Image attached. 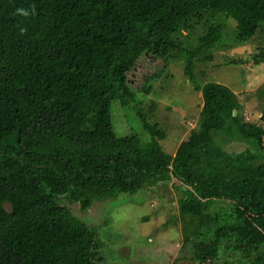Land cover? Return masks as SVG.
I'll use <instances>...</instances> for the list:
<instances>
[{
    "label": "trees",
    "instance_id": "trees-1",
    "mask_svg": "<svg viewBox=\"0 0 264 264\" xmlns=\"http://www.w3.org/2000/svg\"><path fill=\"white\" fill-rule=\"evenodd\" d=\"M203 13L209 19L192 44L191 20ZM228 18L236 39L254 40L264 31V0H0V264H113L68 204L86 210L122 194L147 196L171 179L179 215L196 225L190 235L202 231L191 243L192 264H264V111L244 119L228 86L194 75L195 65L212 60ZM250 46L228 63L262 62L264 46ZM172 51L184 55L183 73L202 97L198 128L173 155L151 120L155 101L142 111L136 99L148 95ZM139 58L161 68L133 91ZM114 109L148 140L117 132ZM226 128L248 146L228 153L213 145ZM222 201L226 211L211 208Z\"/></svg>",
    "mask_w": 264,
    "mask_h": 264
},
{
    "label": "rangeland",
    "instance_id": "rangeland-1",
    "mask_svg": "<svg viewBox=\"0 0 264 264\" xmlns=\"http://www.w3.org/2000/svg\"><path fill=\"white\" fill-rule=\"evenodd\" d=\"M208 19L209 14L203 13L199 14L198 19L191 20L195 30L190 35L189 42H195V36ZM219 20H223L222 17ZM224 22L223 39L212 50V60L195 65L194 75L200 84L215 81L228 86L237 97L240 108L237 112L244 119L255 122L264 111V60L257 64H252L251 61L248 64L228 61L234 59L233 55L244 56V53L251 50L252 44L264 46V31L259 29L254 40L241 41L236 39L234 20L228 18ZM181 33L186 34L184 30ZM180 47H186V44ZM166 58L168 67L162 74L151 79L148 95L137 94L136 99L142 103L138 104L142 111L148 105L145 102L148 98L155 101V112L150 117L165 132V138L159 142L162 150L173 155L178 143L186 140L190 131L198 128L202 97L183 73L184 55L175 56L172 51L168 52ZM160 64L154 58L151 61L139 58L129 74L131 89L135 91L142 78L156 73L161 68ZM132 107L130 114L133 117L135 111ZM113 111L117 132H133L141 141L148 140L133 118H127V126L122 112L117 109ZM233 138L234 132L231 129H223L216 137L213 136V145L228 153L242 151L248 146L246 142L237 143ZM248 150L256 153L252 147ZM174 183L171 179L150 186L147 196L140 193V190L134 194H122L113 201L99 200L86 210H82L78 203L68 206L77 218L86 219L97 231L104 241L102 247L103 252L105 248V255H108V262L192 264L191 243L202 239V231L198 233L200 235H190L196 230V225L187 216L179 215L178 199L181 192L175 188ZM220 207H223V211L227 210L224 201L213 204L211 208Z\"/></svg>",
    "mask_w": 264,
    "mask_h": 264
},
{
    "label": "clouds",
    "instance_id": "clouds-1",
    "mask_svg": "<svg viewBox=\"0 0 264 264\" xmlns=\"http://www.w3.org/2000/svg\"><path fill=\"white\" fill-rule=\"evenodd\" d=\"M35 12V9H34V6L32 8V13L31 14H34ZM16 13L20 16H23V17H28L30 15V12L28 9H25V8H17L16 9ZM21 31L23 32L24 29L22 28Z\"/></svg>",
    "mask_w": 264,
    "mask_h": 264
},
{
    "label": "crops",
    "instance_id": "crops-1",
    "mask_svg": "<svg viewBox=\"0 0 264 264\" xmlns=\"http://www.w3.org/2000/svg\"><path fill=\"white\" fill-rule=\"evenodd\" d=\"M179 144V143H178Z\"/></svg>",
    "mask_w": 264,
    "mask_h": 264
}]
</instances>
